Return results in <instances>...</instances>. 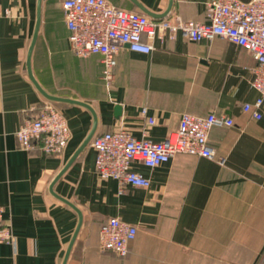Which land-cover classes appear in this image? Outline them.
<instances>
[{"label":"crops","instance_id":"crops-1","mask_svg":"<svg viewBox=\"0 0 264 264\" xmlns=\"http://www.w3.org/2000/svg\"><path fill=\"white\" fill-rule=\"evenodd\" d=\"M109 1L142 12L131 0ZM140 1L162 13L170 0ZM59 2L43 0L33 71L49 93L91 104L99 118L96 134L124 128L161 142L184 112L227 114L235 121L210 131L217 158L178 153L154 168L133 160L132 169L151 184H127L123 192L118 180L100 176L96 150L88 144L53 185L84 214L68 264H261L264 106L261 118L243 109L260 95L252 85L255 56L219 36L193 41L181 32L158 33L150 53L120 50L108 84L100 55L78 57L71 50ZM209 3L174 0L167 18L209 21ZM36 19L37 0H0V205L16 236L14 244L0 243V264H62L79 215L50 187L94 122L85 106L55 101L71 129L65 150L46 154L20 147L18 128L46 99L27 68ZM113 216L138 228L125 256L100 248L101 227Z\"/></svg>","mask_w":264,"mask_h":264},{"label":"built area","instance_id":"built-area-1","mask_svg":"<svg viewBox=\"0 0 264 264\" xmlns=\"http://www.w3.org/2000/svg\"><path fill=\"white\" fill-rule=\"evenodd\" d=\"M63 9L70 31V48L78 57L101 56L103 78L110 84L120 50L150 53L152 40L158 33L169 32L172 37L181 32L193 41L226 38L250 51L258 61L252 85L259 92L255 102L243 105L246 112L261 118L264 106V0H210L209 21L176 17L152 18L149 15L118 7L109 0H64ZM7 15H11L7 10ZM148 108L143 107L145 115ZM151 123L154 120H150ZM233 117L215 112L198 115L184 112L179 126L166 140L154 142L137 138L124 128L98 133L91 141L96 150V170L102 178H114L121 185L148 187L150 178L132 169L139 160L154 168L168 162L178 153L217 158L209 143L214 126H232ZM20 147L40 150L46 154L62 153L71 139L68 120L55 101L45 99L36 116L26 119L16 132ZM221 163L225 159L219 157ZM6 207L0 205V243L14 244L16 236L5 220ZM138 228L119 217H110L100 230V248L120 256L129 253L130 242ZM264 264V258L261 262Z\"/></svg>","mask_w":264,"mask_h":264},{"label":"water","instance_id":"water-1","mask_svg":"<svg viewBox=\"0 0 264 264\" xmlns=\"http://www.w3.org/2000/svg\"><path fill=\"white\" fill-rule=\"evenodd\" d=\"M142 12H144L145 14L149 15L152 18H165L169 15V13L172 10L173 7V3L174 0H170L169 1V5L167 7V9L162 12V13H156L153 12L152 10H150L149 8H147L140 0H131ZM42 21H43V0H37V19H36V24H35V29H34V33H33V37L29 46V50H28V57H27V68H28V74L32 80V82L34 83V85L36 86V88L40 91V93L46 98L49 99L51 101H60V102H68V103H75V104H79L82 106H85L86 108H88L94 117V122L92 125V128L90 130V132L88 133V135L86 136V138L84 139V141L82 142V144L78 147V149L75 151V153L72 155V157L70 158V160L68 161V163L66 164V166L61 170V172L57 175V177L55 178L53 184L50 187L51 192L59 199H61L62 201L66 202L67 204H69L70 206H72L78 213L79 215V222L77 224V227L75 229V232L72 236V239L68 245V248L66 250L64 259L62 264H68V260L70 258L73 246L78 238V235L81 231L83 222H84V214L82 212V210L73 202H71L70 200L60 196L59 194H57L54 189H53V185L55 183V181L64 173V171L68 168V166L70 164H72V162L78 157V155L86 148V146L88 144L91 143L92 139L94 138V136L97 133L98 130V125H99V118H98V114L96 112V110L94 109V107L89 104L88 102H85L83 100H78V99H73V98H69V97H62V96H57V95H53L51 93H49L38 81V79L36 78L34 71H33V66H32V56H33V52H34V48L36 46V43L38 41L39 38V34H40V30H41V26H42ZM116 110H117V115H121L122 113V106L120 104L116 105Z\"/></svg>","mask_w":264,"mask_h":264},{"label":"trees","instance_id":"trees-1","mask_svg":"<svg viewBox=\"0 0 264 264\" xmlns=\"http://www.w3.org/2000/svg\"><path fill=\"white\" fill-rule=\"evenodd\" d=\"M63 1L64 0H61V2H60V4H61V6H62V8H63ZM116 5V4H115ZM118 7H122V6H119V5H117ZM122 8H124V7H122ZM125 9H128V8H125ZM64 10V9H63ZM129 10H132V9H129Z\"/></svg>","mask_w":264,"mask_h":264},{"label":"rangeland","instance_id":"rangeland-1","mask_svg":"<svg viewBox=\"0 0 264 264\" xmlns=\"http://www.w3.org/2000/svg\"><path fill=\"white\" fill-rule=\"evenodd\" d=\"M60 2H61V0H60ZM60 2H59V6H58V7H61V4H60Z\"/></svg>","mask_w":264,"mask_h":264}]
</instances>
